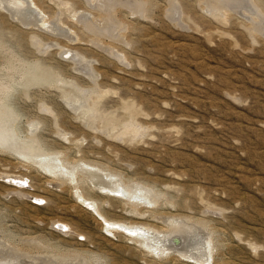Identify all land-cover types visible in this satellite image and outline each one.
<instances>
[{
    "label": "rangeland",
    "instance_id": "obj_1",
    "mask_svg": "<svg viewBox=\"0 0 264 264\" xmlns=\"http://www.w3.org/2000/svg\"><path fill=\"white\" fill-rule=\"evenodd\" d=\"M147 1H67L69 6L61 7L64 27L59 30L61 35L73 31L79 41H58L65 52L71 51L61 55L41 31L44 46L38 50L30 40L31 30H21L0 15V86L10 82L20 112L41 120L37 127L46 148L68 151L75 160L85 157L121 178L109 179L107 171L94 170L92 179L85 180L87 196L103 203L107 212L100 216L67 188H62L64 193L34 188L41 176L54 182L53 176H34L35 166L0 152V250L6 254L0 260L9 256L14 264H51L53 258L59 261L53 264L71 259L86 264H195L177 253L156 259L130 236L107 233L110 221L164 230L168 224L159 217L171 215L187 220L195 232L201 229L198 234L180 231L172 239L176 249L210 239L215 263L207 264H264V34L247 30L258 11L249 10L254 16L236 8L219 19L206 10L205 0ZM255 3L264 14V0ZM143 4L145 12L137 13ZM106 9L111 18H104ZM78 17L82 24H100L94 32L83 30ZM36 60L62 76L31 85L27 102L20 96L25 86L19 74L25 63ZM64 95L75 103L68 106ZM98 104L104 115L116 118L114 126L105 130L99 120L87 117ZM40 106L53 111L64 134ZM18 176L24 178L16 183L19 187L10 181ZM124 183L131 184L132 191L124 193L127 198L113 192ZM145 187L157 194L155 205L152 201L138 209L149 210L141 220L129 210L137 205L128 201L147 198ZM55 221L72 230L53 225Z\"/></svg>",
    "mask_w": 264,
    "mask_h": 264
},
{
    "label": "bare ground",
    "instance_id": "obj_2",
    "mask_svg": "<svg viewBox=\"0 0 264 264\" xmlns=\"http://www.w3.org/2000/svg\"><path fill=\"white\" fill-rule=\"evenodd\" d=\"M67 1H69V0H0V15L4 18V20H6V18H7L8 20L12 21L11 23L12 24L14 23L16 26L20 27L21 30L22 29L23 30H31L32 32L30 35V40H31L32 44L37 47L38 50H40L41 47L44 46V44H42L43 43V40H42L43 36L41 37L39 34V31H41L42 33L45 34V36L49 37V39H50L49 45L51 47H56L59 50V55H61V54L69 53L71 51L69 50V51L65 52L64 51L65 49L63 47L62 48L60 47L58 41L60 42V40L62 38H64L66 40V41H64L66 43H67V40H69L71 42L79 41L78 36L76 37L73 34L74 33L73 31H69L70 34L66 33V31L65 32L62 31V35H61L60 27H64L63 26L64 25L63 19L61 16L62 15L61 7L62 6H69V2H67ZM236 1H238V3H236ZM148 2H149V0L147 1V3ZM204 2H205L204 5H206V10L212 11L214 13V15L219 19L225 17V15L227 14L228 11H230V10L233 11L236 8H239V10H244V12L246 10L249 11V10H253V9H254L253 11H255V12L258 11V15L255 18H250L251 25L250 26L247 25V26H249V28L247 30L250 32L251 35H254L255 33H263L264 34V14L262 12H260V9L258 8V5H257L258 3H255V0H254V2H253V0H205ZM86 3H88V2H86ZM174 7H175V10H173V11L174 12L176 11V13H178V11H177L178 7L177 6H174ZM174 7H173V9H174ZM203 7H205V6H203ZM145 9H146V4H143L141 7L138 6L136 8V11H137V13H144ZM69 10H70V8H69ZM170 11H171V9H170ZM251 13H252V11L250 12V14ZM107 14L109 15V18L112 17V12L106 9L105 13L103 12V16L105 19H106L105 16H107ZM86 15H84V16H86ZM245 16H247V15L245 14ZM79 17L77 18V23L79 22L80 24H82V20H81L82 18L80 17L81 19H79ZM107 18H108V16H107ZM105 19L103 21H106ZM83 20H84V18H83ZM93 21L90 20V22L82 24L83 25L82 29L90 31V32H94V30H96L98 28L97 25H99L100 23L97 24L95 22V20H93ZM107 21H108V19H107ZM3 24H4V22H3ZM14 27L15 26H13V28ZM18 27H16V28H18ZM76 27H78V26H76ZM64 39H62V40H64ZM77 45H78V43H77ZM77 45H75V46H77ZM79 45H81V44H79ZM64 47L66 48V46H64ZM72 47H74V45ZM77 48H79V47H77ZM71 49H73V48H71ZM77 51H78V49H77ZM0 54H1V51H0ZM122 58H120V59L122 60ZM8 61L10 64L12 63L11 59H9ZM46 64L47 63L42 64L41 61L36 60L34 62L25 63V66H22V70H23L22 74H19V76L21 77L20 80L22 82H19V83H21L22 85L25 86V91L22 92V94L20 96H25L27 98L25 101L28 102L30 100L29 97H32V96H30V93L28 91L31 88V85H37L40 83L48 82L50 80V78H52V77L62 76L61 74L59 76V71L56 72L55 69L53 68V66H51V65L48 66ZM76 65H77V63H76ZM11 69H15L14 66H11ZM13 78H14V76L11 74L9 80H11ZM58 80L61 81L62 78H59ZM9 83L7 86H3L4 83L3 84L1 83L2 85L0 86V152L8 153V154H10L16 158L25 159L26 160L25 162H28L30 164L29 167L35 166V168H34L35 169L34 170L35 175L33 173L34 176H37V174H40V173L46 174L50 177L53 176L54 180L53 179L52 180L54 182H51V180L49 181V179H47L48 181L47 180L44 181L43 179H40L42 177L41 176L39 179H37V182H35L36 184H35L34 188L35 187L40 188V190H43L44 193H46L47 191H50L49 189H55L56 192L58 191V192L64 193L66 191L63 190L62 188H64V189L67 188V189H69V192L75 193V196L77 197V199L79 200V202L81 204H83L85 206H93L95 208L96 212L100 216H103L104 213H107L106 211L103 212V210H105L103 203L101 204L98 201L91 199V197H89L90 195L87 196L88 193H86V191H87L86 190V186H87L86 181H90L92 179V178L91 179L89 178V175H90V172L94 171V170H96L95 171L96 174H97V170L107 171L108 175H109V179L114 178L116 180L115 177L120 178V175L116 174V172H114V171L112 172V171L105 169V166L102 167L103 165L100 166L94 162L86 161L87 159L86 160L84 159L85 155L83 156L84 157L83 159H81V160L77 159L78 160L77 161V160H75L76 158L71 159L69 157V154H67L68 151L56 153V152H51L49 149H47L46 145H45V143H46L45 139L41 134L42 132H39L40 128L37 127L40 123H42L41 120L36 118V116L33 117L34 115H32V116L27 115L29 112L25 115H24V113L20 112V110L18 109V105H19L18 101L20 99L18 96H16V92H15L16 90L14 88L13 89L10 88L11 85H9ZM9 88L12 90H10ZM58 88H59V86H58ZM92 89H93V87H92ZM92 89H91V91H92ZM97 91H99V90H97ZM94 92H95V90H94ZM100 98L101 97L99 96V99ZM63 100L65 101V103L68 106H72V104L75 103L73 101V99H71L65 95L63 96ZM33 107H35V106H33ZM79 107L80 108L76 109V112L79 111L83 106H79ZM40 108H42V106H40ZM42 109H44V107ZM42 109H40V110H42ZM27 110H29V109H27ZM27 110H26V112H27ZM73 111H75V110L73 109ZM44 112H47L48 114H50L53 117V123L56 126L57 132L59 134H64L63 131H61L59 126H58L57 116L54 115L53 111L50 108L49 109L47 108V110L44 109ZM86 115H87V117L93 116L92 119L94 121L99 120L102 123V125H103L102 127H104L105 130H106V127H108V126L112 127L116 124V118L113 115H107V114L104 115L100 111L99 104L91 112L86 113ZM46 117H48V116H46ZM33 118L35 120H33ZM50 119L44 118L45 121H52V119L51 120ZM86 120H89V119L87 118ZM66 122H63V123H66ZM23 166L24 165H22V166L17 165L16 167L22 168ZM82 175H84V176H82ZM11 178L12 179L11 180L9 179V180L11 181V183L13 185H15L17 187H19V186L16 185V183L19 184V183L24 182V178H22L21 176H18L15 178L11 177ZM44 178L46 179V177H44ZM95 178H97V177H95ZM122 178H123V176H122ZM124 182H125V180H124ZM126 184L124 183L123 186L122 185L116 186V188L113 190V192L115 194H117L119 197L121 196L123 198H127V196L124 193L125 192L129 193L132 191V189L130 188V185L132 184V182L128 186ZM63 185H65V186H63ZM122 187H124L126 190H123ZM21 190H23V189H21ZM144 191L146 192V194L149 195V196H147V198L144 195H140L136 198V200H133V199H130L129 201L127 200L129 203L132 202L130 204L137 205V206L133 207V209H129V210H130V212L132 210L138 216V219L145 217V215L149 211V210L147 212L145 211L146 213H144V212H142L143 210L142 211L138 210L139 208H141V205H143V206L144 205L145 206L150 205V203L154 200L153 198L157 194L156 192H154V190L152 188H149V187H145ZM53 192H54V190H53ZM32 196H33V198H35L37 200H42V201L47 200V198L45 196H40L38 194L37 195L33 194ZM111 196H112V194H111ZM105 201H106V199H105ZM153 203H154V201H153ZM154 205H155V203H154ZM141 209H144V208H141ZM154 212H153V214H151L152 216H154V214H155ZM157 215H159V214H157ZM161 216H163V215H161ZM161 216L160 217L158 216L161 219V222L166 221V223L168 224L167 228L164 230H157L154 227H152L151 225L142 224L141 222L135 223V221H133L132 223H126V222L113 223L110 221L112 230L107 229V233H110L113 236H115V234H120V233H123L127 236H130V239L134 243L142 246L143 250L146 249L149 253L154 255L156 259L158 258V259L163 260L165 257L170 256L169 254L177 253L181 258H183V259L186 258L187 260L192 261L195 264H207L209 261L214 262L213 249L211 248V244H209L210 239H208L209 243H207V242L206 243L205 242L197 243V242H193V240H192V242L194 244L190 243L191 245L189 247L187 245L185 248L180 249V247L178 246L179 248L176 249L174 247L175 245L172 244L173 237L177 238V236L180 235L179 232L180 231L184 232L183 231L184 229H189V230L193 229L195 232V228L193 226H191L187 220H183L180 218H178V219L177 218H171V215H170V217L164 216V218H162ZM154 218H155V216H154ZM162 220H164V221H162ZM154 221H156V220H154ZM154 221H152V223ZM200 223H202V222L200 221ZM112 224H114V225H112ZM53 225H60L62 228H68L69 227V231L72 230V228L70 229L71 226H69L66 223H62V221L61 222L55 221V222H53ZM155 225H157V224H155ZM197 229H196V232H197ZM198 230H201V229H198ZM185 232H186V230H185ZM198 233L199 232H197V234ZM187 234H190V233H187ZM181 235H183V234H181ZM210 236H211V234H210ZM183 237L184 236H182V238ZM191 238H192V236H191ZM190 240L191 239H189V242H190ZM176 241H177V239H176ZM0 249H1V247H0ZM177 254H175V257ZM1 257H6L5 250H3V249L0 250V258ZM68 258H70V257H68ZM73 258H75V257H73ZM172 258H173V256H172ZM63 259H64V257H63ZM153 259H154V257H153ZM165 259H167V258H165ZM54 260H55V258H53V260H51L49 263L53 264V262L54 263L59 262L58 260L56 262ZM61 260H62V258H61ZM71 260H73V261H71ZM71 260L66 261V264H86L87 263V262L83 263V260H81L82 262L76 261V260L74 261V259H71ZM0 261H1L0 264H14L9 259V256H7L6 261H4V260H0ZM169 261H168V263H169ZM156 262H157V260H156ZM156 262H154V263H156Z\"/></svg>",
    "mask_w": 264,
    "mask_h": 264
}]
</instances>
